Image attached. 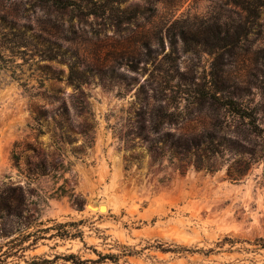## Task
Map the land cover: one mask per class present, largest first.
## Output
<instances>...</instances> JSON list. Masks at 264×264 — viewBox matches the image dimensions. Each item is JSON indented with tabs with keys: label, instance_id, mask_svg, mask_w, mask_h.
I'll return each instance as SVG.
<instances>
[{
	"label": "rangeland",
	"instance_id": "1",
	"mask_svg": "<svg viewBox=\"0 0 264 264\" xmlns=\"http://www.w3.org/2000/svg\"><path fill=\"white\" fill-rule=\"evenodd\" d=\"M69 1L0 0V247L16 253L6 264L97 259L93 251L114 244L134 252L120 264H242L239 254L151 245L206 250L226 234L264 238V133L251 134L246 119L245 139L202 100L234 99L264 130V7ZM207 134L224 137L218 154L194 150L181 161L169 150ZM244 161L246 174L231 181L228 168ZM38 231L84 235L34 242Z\"/></svg>",
	"mask_w": 264,
	"mask_h": 264
},
{
	"label": "trees",
	"instance_id": "2",
	"mask_svg": "<svg viewBox=\"0 0 264 264\" xmlns=\"http://www.w3.org/2000/svg\"><path fill=\"white\" fill-rule=\"evenodd\" d=\"M50 1L53 6L59 9H66L75 4L69 0ZM253 4L257 7H264V0H255ZM244 7L247 10H251L249 6L246 7V4H244ZM202 100L208 101L211 104V106L214 108L216 116H218L220 112H223L224 115L229 114L234 119V123H238L235 130L236 134H242L245 136L246 139V119H249L250 133L258 138L263 137L264 130L257 124L256 115L253 110H249L248 108H246V106L230 98L222 99L217 96H206L203 97ZM219 138L222 141H219ZM223 140H225L224 137H218V135L215 134H207L203 137L201 136L200 138H194V140H184V142H182L181 140H177L176 142H173L169 145V150L173 155L180 158L181 161L186 159L188 155L191 154V152L194 150H202L207 154L210 153L211 155H215L220 152L218 150V146L223 145ZM229 147L235 150L236 152H240L242 155L246 154V147L238 141L231 140ZM198 162H200L198 163V168L204 166L205 169L210 170L207 165H203V163H201L200 159ZM235 163L232 164L227 170V175L231 181H238L243 175L246 174V161L243 162V165L241 164V162ZM38 233L40 235L36 237L34 242H37L40 239H61L63 241H67L71 239L80 238L82 240L84 235L83 231H38ZM102 239L104 241H107L108 238L106 236H103ZM84 244L86 246L85 242ZM151 248L158 250L163 254L173 253L176 255H181L185 254V252L191 254L198 253L204 258H209L211 255H222L224 253H227L229 255L239 254L244 257L241 260H237L241 261L242 264H246V254H253L254 256L261 255L262 257H264V238L259 237L251 241L234 236L232 234H226L220 237L218 241L214 242V247L208 248L206 250H190L186 247H181L172 244L164 246V244L160 242H158L156 245H151ZM110 250H115L116 252L101 253L98 251H93L97 254V259L84 260H81L78 256H75L74 254L54 255L51 259H46L42 261L41 264H55L59 260H63L64 262L70 264H120L121 259L134 255L132 249L125 245L114 244L112 245ZM23 251L25 250L23 249ZM15 255L16 253L3 252V247H0V264H6L7 258ZM247 260L249 261L248 264H264V262H255L252 258Z\"/></svg>",
	"mask_w": 264,
	"mask_h": 264
},
{
	"label": "water",
	"instance_id": "3",
	"mask_svg": "<svg viewBox=\"0 0 264 264\" xmlns=\"http://www.w3.org/2000/svg\"><path fill=\"white\" fill-rule=\"evenodd\" d=\"M88 207L92 210L91 204H89ZM102 207H103V206H101V208H102Z\"/></svg>",
	"mask_w": 264,
	"mask_h": 264
},
{
	"label": "bare ground",
	"instance_id": "4",
	"mask_svg": "<svg viewBox=\"0 0 264 264\" xmlns=\"http://www.w3.org/2000/svg\"><path fill=\"white\" fill-rule=\"evenodd\" d=\"M92 207V206H91Z\"/></svg>",
	"mask_w": 264,
	"mask_h": 264
}]
</instances>
